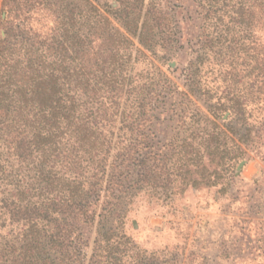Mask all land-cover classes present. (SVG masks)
Masks as SVG:
<instances>
[{
	"label": "trees",
	"instance_id": "1",
	"mask_svg": "<svg viewBox=\"0 0 264 264\" xmlns=\"http://www.w3.org/2000/svg\"><path fill=\"white\" fill-rule=\"evenodd\" d=\"M112 1H2L0 219L18 232L9 245L17 253L1 246L0 261L85 264L76 233L79 223L99 217L101 226L112 225L97 230L89 264H122L100 258L118 252L120 237L111 230L123 224L133 197L169 198L218 183L217 168L208 164L225 134L205 126L161 143L153 124L171 86L134 84V53H142L134 40L147 50L160 40L166 50L177 45L170 0ZM192 1L199 33L184 70L194 93L204 59L224 57L232 50L227 41L254 34L256 26L264 36V0ZM37 14L46 21L33 24ZM229 101L190 117L218 128L221 111L241 112L238 100Z\"/></svg>",
	"mask_w": 264,
	"mask_h": 264
},
{
	"label": "rangeland",
	"instance_id": "2",
	"mask_svg": "<svg viewBox=\"0 0 264 264\" xmlns=\"http://www.w3.org/2000/svg\"><path fill=\"white\" fill-rule=\"evenodd\" d=\"M96 1L102 7L115 5L112 0ZM170 2L177 45L166 50L160 40L147 50L134 40L142 51L134 53L138 58L133 63L134 84L171 86L160 98L158 119L153 124L161 143L175 134L202 133L205 126L225 134V145L208 164L210 169L217 168L218 183L177 190L169 198L153 192L133 197L123 224L111 230L120 237L118 252L108 256L104 251L100 260L113 256L121 258L122 264H264V36L256 26L254 34L227 41L232 50L224 57L204 59L192 93L184 68L193 59L200 20L192 0ZM46 19L37 14L31 21L36 25ZM230 98L238 100L241 112L221 111L215 120L218 128L190 117L192 110L207 112L208 106L215 109L221 103L231 104ZM234 154L237 157L233 158ZM98 219L93 224L79 223L76 233L86 254L85 264L90 262L97 230L103 232L112 225L101 226ZM17 232L15 223L0 219V248L7 250L5 254L17 253L9 246ZM0 264L18 263L6 257Z\"/></svg>",
	"mask_w": 264,
	"mask_h": 264
},
{
	"label": "water",
	"instance_id": "3",
	"mask_svg": "<svg viewBox=\"0 0 264 264\" xmlns=\"http://www.w3.org/2000/svg\"><path fill=\"white\" fill-rule=\"evenodd\" d=\"M243 164V162L240 163V166Z\"/></svg>",
	"mask_w": 264,
	"mask_h": 264
}]
</instances>
